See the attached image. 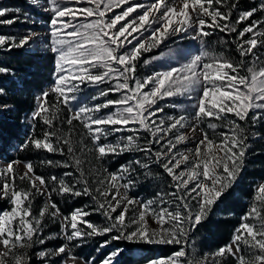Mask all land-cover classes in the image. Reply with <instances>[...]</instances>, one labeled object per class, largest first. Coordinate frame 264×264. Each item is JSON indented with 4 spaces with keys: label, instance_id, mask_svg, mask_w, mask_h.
Returning a JSON list of instances; mask_svg holds the SVG:
<instances>
[{
    "label": "snow or ice",
    "instance_id": "obj_1",
    "mask_svg": "<svg viewBox=\"0 0 264 264\" xmlns=\"http://www.w3.org/2000/svg\"><path fill=\"white\" fill-rule=\"evenodd\" d=\"M31 3L38 5L39 0ZM238 5L239 0H48L44 11L51 13L49 51L56 57L51 92L56 102L48 104L49 92L37 97L31 119H39L47 130L42 138L30 135L21 147L63 155L67 146L71 163L47 160L41 164L75 167L79 175L70 183L67 178L73 177L71 171L45 179L36 174L31 162L25 163L19 174L21 161L10 160L0 166V200L11 205L10 210L0 211V264H33L29 250L57 235L66 243L35 252L39 264H95V257L84 259L73 248L80 247L86 237L109 233L116 234L101 247L118 240L180 246L172 255L151 259L148 264H221L227 256L236 264H264V183L257 186L254 202L241 218L231 243L202 259L189 251V234L207 219L242 170L251 145L247 128L240 122L255 125L264 120V60L260 56L264 19L253 18L257 12H264V0L244 11ZM13 13H20V9L0 7V25L11 26L21 19ZM22 22H28L27 16ZM216 31L235 34L230 43L236 46L238 61L205 50V38ZM38 35L32 30L22 36L0 34V48L31 47ZM176 37L197 41L201 51L179 66L157 65L165 57L175 58L173 49L145 58L162 45L167 48V41ZM246 57H251L247 63ZM149 65L160 70L140 76L138 69ZM9 72L0 67V73ZM85 87L98 90L91 101L105 98L103 102L82 103ZM110 94L118 98L107 99ZM3 95L5 90L0 88ZM172 97L188 103L159 104ZM61 106L70 113L66 121H59L69 126L68 134H62L57 126ZM167 107L178 109L180 114L161 116ZM103 109L111 111L101 115ZM74 121L92 143L88 148L81 138L82 154L94 150L96 159L103 161L124 152L143 153L146 162L137 159L132 163L144 169L159 165L171 178L169 187L173 190L161 191L146 201L130 197L136 183L132 164L122 165L116 172L104 169L105 174L100 177L98 173L93 181L96 186L91 187L70 139ZM205 123L212 130L211 137L200 127ZM218 128L225 131L217 133ZM118 132L131 134L120 137L116 144L101 142ZM142 134H147L143 143ZM189 141L195 142L194 148L179 147ZM24 183L26 188L20 186ZM53 194L91 197L96 207L91 211L76 208L63 215L52 200ZM37 196L46 199L34 215L32 206ZM94 212L106 218L105 226L86 219ZM46 217L60 221L59 234L43 235ZM149 220L157 226L152 227ZM121 251L114 249L100 264H117Z\"/></svg>",
    "mask_w": 264,
    "mask_h": 264
},
{
    "label": "trees",
    "instance_id": "obj_2",
    "mask_svg": "<svg viewBox=\"0 0 264 264\" xmlns=\"http://www.w3.org/2000/svg\"><path fill=\"white\" fill-rule=\"evenodd\" d=\"M256 6L251 0H239V9L241 11L248 10L251 7ZM236 13H233V17ZM264 13L257 12L254 19H263ZM41 17V16H40ZM43 17V16H42ZM44 18V17H43ZM49 19V18H44ZM244 25H240L243 27ZM235 34L225 35L219 31L213 32L210 40L220 41L224 44L223 49L219 50V53H223L229 56L233 61L240 59L239 53L236 51V46L230 43L233 40ZM223 41H229L224 43ZM247 63L248 57L245 58ZM0 67L8 68L11 71L16 72V77L10 79L8 75L0 77V88L5 90V95L2 96V103H12L11 114L8 116L0 115V159L5 161L19 160L23 162H31L35 166L36 174L43 175L45 179L55 175L60 177L63 174L64 169L61 167L49 166L47 164H41L42 161L52 160L61 161L65 157V162L71 163V156L67 152V146H65L64 154L49 153L45 150H36L31 146L28 148H22L21 145L27 141V124H25V118L31 114L34 109L36 96L41 93L46 85L52 81L53 73V58L52 57H40L35 54L25 53L23 50H10L8 52L0 51ZM53 102L52 96L49 99ZM58 121L57 126L62 134H68L69 126L66 123H59L62 120L61 114H57ZM67 117V116H66ZM63 118H65L63 116ZM73 131L69 134L70 139L73 142V148L75 155L79 156L82 160V167L86 176L89 179L91 187H95L93 178L91 177L90 168L87 166L84 154L80 152L79 141L81 138H85L83 134L82 126L78 122H73ZM214 123H218L214 120ZM31 135L41 137L46 129V126L37 119L35 122L32 120ZM143 140V138L141 139ZM144 141V140H143ZM249 141V140H248ZM84 144L85 140H83ZM19 144L16 154H10L9 148L13 144ZM252 151H247L245 156V162L242 170L236 182L228 188L224 194L220 197L216 205L213 206L212 212L216 215L209 214L207 219L202 221L197 226L194 233V244L196 246L220 248L227 245L236 230L241 223V218L246 214L248 206L253 204L255 196V183L258 180L264 179V140L258 142L252 146ZM129 154L133 155L132 160H129ZM143 153L138 152H126L116 156L117 160H114L112 155L106 157L102 161V166H107L113 171H117L122 165L132 164L134 169L132 177H134L135 183V195L136 196H156L161 191L168 192L171 184L169 176L163 171L161 167L155 164H150L148 169L141 168L139 165L132 163L136 159H141ZM248 157V158H247ZM111 159V160H110ZM142 161V160H141ZM62 162V161H61ZM144 162V161H142ZM74 178L79 175L76 172L75 167H71ZM79 187H81L79 185ZM52 200L58 205L63 215H69L74 209L82 208L90 203L93 209L96 207L91 197L81 196L72 197L69 195L60 196L53 194ZM43 197L37 196L33 201V214L38 215L39 210L43 207ZM10 206L6 200H0V211L8 210ZM90 210V211H91ZM95 214H92L88 218L91 222H99L94 220ZM47 220V217L46 219ZM60 229V224L54 227L57 231ZM113 235V234H112ZM111 235L103 236L101 241L108 240ZM97 239H91L89 241L90 250L87 252L86 247L75 249L74 253L89 259L95 257V251L97 248ZM119 247H127L130 249H139L143 255L140 259H135L132 256L124 253L117 264H145L149 260L154 259L156 255L163 257L172 255L173 252L179 250L180 246L176 245H151V244H127L124 240L115 242ZM203 249V248H202ZM99 261V260H98Z\"/></svg>",
    "mask_w": 264,
    "mask_h": 264
},
{
    "label": "rangeland",
    "instance_id": "obj_3",
    "mask_svg": "<svg viewBox=\"0 0 264 264\" xmlns=\"http://www.w3.org/2000/svg\"><path fill=\"white\" fill-rule=\"evenodd\" d=\"M251 1L253 3H255L256 6L260 3V0H251ZM47 2H48V0H39V4L38 5H33L31 3V0H0V7L19 8L20 9V13H18V14L17 13H13L12 15H19L21 17L20 20H18L16 23H14L11 26L0 25V34L22 36V35L26 34L28 30H32V31H34V32L39 34L38 37H37V41L35 43H33L31 45V47H25V48H19V49L13 48V49L14 50H23L25 53L35 54L36 56H40V57H44V56L47 57L48 56V57H52L53 58L54 69H53V73H52V81L49 82L46 85V87L42 90L41 93L37 94L36 102H35V106H34L33 111L37 107V97H39L44 92H49V97H48V104L49 105L55 104V102H56V96H55V94H53L51 92V88L53 87V85L55 83V71H56V63H55V61H56V57H55V54H53L51 51H49V48H50V43H49L50 37L48 35V21L50 19L51 13L44 11V8L47 6ZM116 11L118 12L120 10L117 9ZM25 16H27V18H28V22L27 23L22 22L23 18ZM42 16L44 18L46 17V18H49V19L48 20L44 19ZM263 19H264V16H263ZM211 36L212 35H210L209 37L205 38V50H207L209 52H212L213 54L219 55L220 54L219 50L223 49L222 46H224V44L222 42H220V41L219 42L215 41V40L211 41L210 40ZM167 44H168L167 48H165L162 45L161 49H156V50H153L152 53L145 54V58H147L148 56L153 55V54H159L160 51L167 52L169 49H173V50L176 51L175 58H173V57H165L163 61L157 62V65L162 63V64H164L165 67H168V66H179L181 63H185L187 61V58H190V55H196V54L199 53V51H201L199 43L197 41H193L191 39H181L180 37H176L174 40L167 41ZM0 51L8 52L10 50H8L7 47L5 46L4 48H0ZM260 56H261V59L264 60V49H260ZM250 60H251V57H248V61L247 62H249ZM157 65H149L147 67L141 66L138 69L139 75L140 76H146V75L151 74V72L154 71V70H160ZM4 75H8V73H0V77L4 76ZM16 76L17 75H16L15 71L9 72L8 77L10 79H12V78L14 79ZM102 87H104V86H102ZM97 91L98 90L95 89V88L85 87L84 93L86 94V98H82L81 102L84 103V104L102 103L105 98H100L99 100H96V101H91V99H90L92 96L97 94ZM51 96H52L53 102H51L49 100L51 98ZM116 98H118V97L116 95H112V94H110L107 97V99H116ZM1 101H3L2 100V96H0V115H2V116L10 115L11 114L10 110L13 107L12 103L4 104ZM172 103H184V104H187L188 101L184 100L181 97H172V98H166L165 100H162V101L159 102L160 105H164V104H169L170 105ZM3 105H7L8 107L7 108H3ZM33 111L24 120L25 124H27V127L25 129L27 130V137L28 138L30 137V135L32 133V131H31V129H32V127H31V125H32L31 116H32ZM109 111H111V109H103L100 114L103 115V114H106ZM57 114H61L62 120L67 119V117L70 115L68 109L64 108L63 106H61V110ZM179 114H180V112H179L178 109H175V108H172V107H167V108L164 109V113H161L160 115L161 116H165V115H177L178 116ZM63 116L65 118H63ZM212 122L214 123V120ZM240 123L242 124V126H246L247 131H248L249 141H247V142L251 145V147H249L247 151H252L253 150L252 146H254L258 142L260 143V142H262L264 140V120H261V121L257 122L255 125H252L251 123H248L247 125H245L244 122H240ZM200 127L204 128L209 133L210 137L213 135L212 130L207 128L206 123L205 124H201ZM82 129H83V127H82ZM220 131H225V129L218 128L217 129V133H219ZM82 132L84 134V129H83ZM252 133H257L258 135L254 137L252 135ZM130 134L131 133H129V132L113 133L112 135H110L108 137V139L106 141L102 140L101 142L102 143L116 144V143L120 142V137L127 136V135H130ZM146 135L147 134H142V138H143V136H146ZM84 137L85 138H83V140H85V142H87L86 145L88 146V148H92V143H91L90 138H88L86 135H84ZM143 142L144 141L141 140V143H143ZM154 147L157 150L159 149L158 145H154ZM179 147L181 149L194 148L195 147V142L194 141H189L187 144L179 145ZM18 148H19V144H17V143L13 144V146H11L9 148V153L10 154H16ZM125 153L126 152L121 153V154H125ZM83 154H84L85 160L88 162L87 166L90 168L91 177L93 178V181L98 179V175H97L98 173H99L100 177H102L105 174L104 171H103L104 169H107L108 172H116V171H113L112 169H110L109 167H107L106 165L102 166V161H98L96 159V154H95L94 150L92 152L85 151ZM121 154H119V155H121ZM116 156H118V155H112V157H114V160H117ZM245 156H246V154H245ZM132 158H133V155L129 154V160H132ZM139 160H142V161L146 162V158H145L144 154H142V158L139 159ZM61 161L65 162V157ZM7 162L8 161L0 159V166H2L3 164H5ZM244 162H245V159H244ZM25 163H27V162L21 161V165L17 169L18 174L22 173L24 171L23 165ZM156 166L160 167L159 165H156ZM63 169H64L63 173L65 171H71V168H63ZM61 176H63V174ZM67 179L71 183L72 180L74 179V176L72 178H67ZM132 179H134V177H132ZM170 181H171V178H170ZM171 183H172V181H171ZM262 183H264V179H262V180L260 179V180L256 181L255 187H254L255 188V192H256L257 186L262 184ZM20 186L26 188L27 187V183L21 184ZM77 187H79V185ZM172 190H173L172 188L169 189V191H172ZM121 191H123V190H121ZM129 196L130 197H135V198H137L139 200H142V201H146V200L153 199V198L156 197V196L150 197V196H143V195L136 196L135 195V186L129 191ZM39 197H41V196H39ZM45 199H46V197H43L44 202H45ZM44 202H43V204H44ZM7 203L10 206V209H11V205L9 204L8 201H7ZM251 206L252 205H250V207L248 206L247 212L250 210ZM90 207H91V205H90V203H88L86 206H84L82 208H84L86 211H90L91 210V209H89ZM10 209H8V210H10ZM117 212H119V209L117 210ZM211 213H212V215H216V213H213L212 211L209 214H211ZM93 214H95V217H94L95 221H97V217H99V219H98L99 222L98 221H97V223L96 222H94V223L92 222L93 224L101 225V226H105L106 225V218L102 214H100L98 212H94ZM131 214L132 213L130 212L129 215H131ZM86 219L90 220L88 217H86ZM149 223H150V225L152 227H156L157 226L155 224V222L152 221V220H149ZM58 224H60L59 220H57L56 222H52V221H50L48 219L45 220V227H44L43 235L44 236H50V235H52L54 233L55 234H59L61 229H59L57 231L54 230V227L56 225H58ZM194 233H195V231H193V232H191L189 234V236H190V248H189V251H190V253L192 255H194V257L196 259H202L203 257H205V256H207V255H209L211 253H214V252H216L219 249V248H210V247L206 248V247H204V245L196 246L194 244V239H193L194 238ZM112 234L115 235L116 233H109V234H106V235L110 236ZM106 235H104V236H106ZM94 238L97 239V240H95V243H97V248H96V251H95V254H96L95 255V264H100V261H102L111 251H113L116 248H119V249L122 250L120 255L116 258L117 261L120 259V257L124 253L132 256L135 259H140L142 257V255H143V253L139 249H130V248H127V247H119L115 242H119L120 240L111 241V243L108 244L106 247H101V245L104 243L103 241H101L103 236H94V237H91V238H87V237L84 238V240L82 242H80L81 246L80 247H74L73 248V252H74L75 249H79V248H82V247H86L87 248V252H88L90 250V248H91L88 245L89 244L88 240H91V239H94ZM108 239H110V237ZM231 241H232V239H231ZM231 241L229 243H231ZM125 242L127 244H130V245H132V244H141V243H133V242H129V241H125ZM63 243H66V241H64L61 236L57 235V237L55 239L47 240L46 244L43 245V246L38 245V244L35 245L33 247V249L29 250V255L32 256L33 264H39V262L36 260L35 252H37L39 250H42L44 247L55 249L56 247L60 246ZM75 243H77V242L74 241L73 244H75ZM143 244H147V243H143ZM153 245H156V244H153ZM161 246H166V245H161ZM176 246H179V245H176ZM158 257H163V256H160V255H156L155 256V258H158ZM53 259L58 260L59 258L58 257H54ZM145 264H148V263H145ZM208 264H211V262L208 261ZM221 264H236V261H235V259L233 257L227 256V257L222 258Z\"/></svg>",
    "mask_w": 264,
    "mask_h": 264
}]
</instances>
